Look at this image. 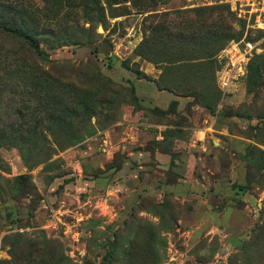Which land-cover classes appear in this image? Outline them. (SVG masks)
Segmentation results:
<instances>
[{"label": "rangeland", "instance_id": "obj_1", "mask_svg": "<svg viewBox=\"0 0 264 264\" xmlns=\"http://www.w3.org/2000/svg\"><path fill=\"white\" fill-rule=\"evenodd\" d=\"M10 2L39 15L30 27L49 58L0 33V90L24 97L0 91V264H264V74L251 91L246 77L231 92L218 81L234 38L248 34L264 56V29L224 4L187 0H0V8ZM55 35L68 43L56 45ZM11 56L25 72L9 66ZM151 82L183 103L144 105L138 89ZM20 122L32 131L23 145L37 142L42 154L13 142ZM200 123L209 136L187 145L198 157L182 189L169 186L181 174L153 160L125 185L118 169L129 151L175 155L186 148L175 139Z\"/></svg>", "mask_w": 264, "mask_h": 264}, {"label": "trees", "instance_id": "obj_2", "mask_svg": "<svg viewBox=\"0 0 264 264\" xmlns=\"http://www.w3.org/2000/svg\"><path fill=\"white\" fill-rule=\"evenodd\" d=\"M226 7H228L229 9L230 6L228 4H224ZM1 9V8H0ZM12 17L13 20L9 21L8 18ZM18 19V20H16ZM40 20V17L37 13H35V11H32L31 9H29L28 7H26L25 5L23 6V4H14L13 2L11 3H7L4 4L2 6V9L0 11V33L3 36H9L17 41H21L25 44H27V47L31 50H33V52L35 53V55H37L39 58L41 59H48L49 58V54L44 51L41 48V43L39 41V39L37 38V34L36 32L31 30V24L33 23H37ZM33 22V23H32ZM50 30H48V33L50 32L51 34L54 33L53 28L48 27ZM56 36V35H55ZM66 37L64 36H56V45H64L66 43H68V40H65ZM242 38H234L235 40H240ZM13 56H11V58H7L8 61H10L9 66L11 67L14 62L15 64H17V66H19L20 70L25 72L26 71V65L25 63H22V60H15L12 59ZM15 60V61H14ZM166 64H169L171 62H167L165 61ZM42 69V68H41ZM20 70L18 72H20ZM42 72H45L42 69ZM47 72V71H46ZM19 74V73H18ZM15 74V75H18ZM264 74V56H262L261 54H257L256 52L254 53V55L250 58L249 62L247 63V73H246V81H247V86L251 91V87L256 83L255 80L256 78H259L261 76H263ZM15 75H13V78L16 79ZM3 86V85H2ZM6 88L3 90H0L2 93L3 92H7L8 95L10 96V92H12L11 97L9 98L10 100L14 99V94L16 93L14 91L13 87H7V85L5 86ZM163 89H170V88H163ZM18 90V89H16ZM18 95H21L23 97V93L18 90ZM24 98V97H23ZM22 104H29L28 102H23ZM16 108V114H18L20 116V114H22V118L26 119L27 118V114L23 112L21 107H18L17 105L15 106ZM70 107L67 106L65 108H62V110L64 109H69ZM52 109H56L55 107H53ZM57 110V109H56ZM72 111V110H70ZM63 113H65L64 111L61 113L60 116L56 115V118L53 119L51 122H53V124L57 127V128H62L64 127V124L61 123L63 122ZM51 118V117H49ZM24 124H22V122H20L17 126H13V131L15 134H18V138H15L13 140V142L17 143L18 145H20V148H24L26 146L28 147H34L37 151H35V154H42L40 151V148H37V142H35L34 144H32L31 142H26L27 144L23 145V142L25 140L24 135H28L30 134V127H25L23 126ZM54 128V127H51ZM29 128V129H28ZM32 132V131H31ZM1 134V133H0ZM35 134H37V132L35 131ZM31 135V134H30ZM13 137V136H12ZM11 137V138H12ZM1 143V141H0ZM32 148V149H34ZM260 231L263 232L262 234V238H264V228H261Z\"/></svg>", "mask_w": 264, "mask_h": 264}, {"label": "crops", "instance_id": "obj_3", "mask_svg": "<svg viewBox=\"0 0 264 264\" xmlns=\"http://www.w3.org/2000/svg\"><path fill=\"white\" fill-rule=\"evenodd\" d=\"M144 66V65H143ZM145 71L149 73H153L154 69L151 66H146ZM150 75V74H149ZM151 82L148 84L146 87L147 89L143 90V88L138 89V95L141 97L140 100L144 105H153V106H158L161 109H168L169 105L173 100H179V101H184L183 97L177 96L175 93L167 90H158L156 88H153ZM237 83H233L231 87L229 88V92L233 91L236 87ZM233 89V90H232ZM145 118V117H144ZM202 124V123H200ZM196 126L193 131V135L191 138L185 139L184 137L176 138L175 141L176 143H184L186 148L183 149H176L174 150V154L168 153V152H162V151H155L151 152L150 150H135V151H129L127 153V157L125 158V162L122 165L120 169H118V173H120V176H124V181L125 185H129L130 183L134 182L135 178L139 174V169L143 168L146 166V162L148 160H153L155 164L159 167L163 168H169L170 165H172L173 169L176 170V172L179 175V180L180 182L177 184H169V186L173 189L174 192L179 191L182 189L183 182L181 181H188L187 179L184 178L185 175L191 173L190 171L188 172V166L193 165V170L196 168V162L198 157L194 151H191V149H187V145L190 144L191 140H198L199 142L204 143L206 138L209 136L208 133V128L210 125H200ZM141 125H150L152 124L149 122H142ZM155 127L159 128L158 135L156 136L158 140H161L163 138L161 129L166 127L165 125H154ZM133 128H138L137 126H133ZM143 131L146 134H150L151 132L147 129H143ZM201 154V152H200ZM194 161H191L193 158ZM110 160V158H108ZM104 167V166H103ZM107 178V176L103 177L102 179ZM123 181V182H124ZM94 182V181H93ZM92 182L91 185H94ZM96 182V181H95Z\"/></svg>", "mask_w": 264, "mask_h": 264}, {"label": "built area", "instance_id": "obj_4", "mask_svg": "<svg viewBox=\"0 0 264 264\" xmlns=\"http://www.w3.org/2000/svg\"><path fill=\"white\" fill-rule=\"evenodd\" d=\"M204 4H228L238 16L247 18L250 28L264 29V0H187ZM255 40L246 34L240 40L232 41L224 50L225 63L219 71L218 81L222 89L229 90L233 83H237L246 76L247 63L257 52Z\"/></svg>", "mask_w": 264, "mask_h": 264}]
</instances>
